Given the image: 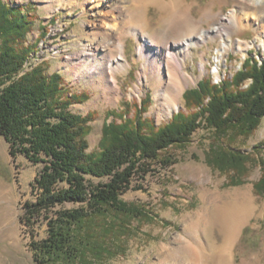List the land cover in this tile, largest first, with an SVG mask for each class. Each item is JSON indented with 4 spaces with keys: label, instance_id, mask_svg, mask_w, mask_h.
Listing matches in <instances>:
<instances>
[{
    "label": "trees",
    "instance_id": "16d2710c",
    "mask_svg": "<svg viewBox=\"0 0 264 264\" xmlns=\"http://www.w3.org/2000/svg\"><path fill=\"white\" fill-rule=\"evenodd\" d=\"M38 20L33 3L0 0V135L14 159L23 155L42 165L32 182L36 199L25 203L21 219L31 227L40 220L47 224L46 236L30 242L38 264H104L125 255L142 223L158 218L147 205L122 198L136 175L155 164L176 163L167 151L188 144L201 126L244 137L258 129L264 118V58L259 63L249 51L231 77L202 78L184 92L185 109L159 125L145 114L148 91L141 106L133 102L129 112L113 113L115 120L104 124L99 149L92 152L88 136L95 111L71 108L88 93L75 91L62 73H51L45 60L34 61L39 45L30 35ZM42 29L40 39L48 31ZM261 147L264 140L253 152ZM250 159V152L230 142L212 145L207 154V162L230 173L233 184L245 180ZM259 163L255 187L264 194V159Z\"/></svg>",
    "mask_w": 264,
    "mask_h": 264
},
{
    "label": "rangeland",
    "instance_id": "374dc122",
    "mask_svg": "<svg viewBox=\"0 0 264 264\" xmlns=\"http://www.w3.org/2000/svg\"><path fill=\"white\" fill-rule=\"evenodd\" d=\"M5 1L13 4H34L39 15V20L30 35L31 40L38 41L39 45L34 61L45 60L51 73H62L75 91L88 93L85 102L73 104L71 108L81 114L95 111L88 136L89 151L92 152L99 149L104 124L115 120L113 113L129 112V104L132 105L133 102H138L141 106L142 98L146 97L148 91L151 94V102L145 114L153 117L159 125L170 120L174 113L185 109L184 92L195 87L202 78L212 76L214 82H219L226 76L231 77L250 56L249 51H254L259 63L264 58V1H110L111 6L108 5V8L122 7L125 15L139 4L145 11L143 24L162 45L168 44L180 34L178 30L172 31L169 6L179 11L180 13H177L179 15L190 9L198 25L204 29H212L210 33L205 34L204 39L196 38V42L191 45V52L184 66L186 82L183 84L181 104L172 113H168L167 109L162 110L163 107H167L165 100L163 98L157 100L155 97L158 77L149 70L145 58L139 56L137 52L139 39L133 34L124 36L125 53L130 63L118 75L119 85L123 91L121 96L112 93V99H106L108 89L104 86V80L99 78L101 82L98 83L93 76L95 74H92V68L80 67L85 59L84 43L92 42L94 46L102 47L101 53L107 52L117 41L118 31L131 20L128 21V18L122 20L121 28L119 27L120 29L106 41L93 30V23H100L102 12L100 7L94 8L96 1ZM44 26L48 31L46 36L40 39ZM217 26L226 30L225 38L229 39L223 56L221 47L224 38L221 32L213 30ZM182 52H186V49L183 48ZM109 53L115 55L117 51L112 48ZM203 62L206 63V68L202 70ZM145 71L147 78L140 80L141 73ZM137 84L140 91L136 90ZM162 92L164 93V90H161ZM234 133L232 130L226 134H219L213 129L201 126L194 132L188 144L174 145L167 151L166 155L176 158V163L168 168L155 164L147 174L134 177L133 189L122 194V198L147 205L157 213L158 218L142 223L141 230L131 239L125 255L112 258L104 264H166L161 254L163 244L172 243L176 234H185L184 229L188 225L189 216L201 211L206 205L203 200L205 192L226 196L237 190L249 193L254 209L253 214L247 216L246 222L241 225L231 248V260L235 264H264V194L259 193L255 187V183L262 175L259 160L264 159V147L259 148L260 152L259 150L253 152L255 146L264 140V118L258 129L249 137L237 136ZM223 142H230L236 149L250 152V168L247 177L240 184L229 182L230 173H225L207 162V154L212 145ZM41 166L32 163L23 155L14 159L9 152L8 142L0 135V264H38L34 260L30 242L34 236L37 239L46 236L47 224L40 220L31 227L21 219V215L25 203L36 199L32 182ZM87 177L95 181L100 180L91 175ZM239 212L236 204H227L224 207V218L232 220ZM206 237L210 245L221 244L222 226L209 225Z\"/></svg>",
    "mask_w": 264,
    "mask_h": 264
},
{
    "label": "bare ground",
    "instance_id": "6f19581e",
    "mask_svg": "<svg viewBox=\"0 0 264 264\" xmlns=\"http://www.w3.org/2000/svg\"><path fill=\"white\" fill-rule=\"evenodd\" d=\"M90 1H96L94 8L100 7L102 10L100 23H93V30L96 35H100L108 41L110 36L121 28V21L126 18H128V21L131 20L126 25L129 24L131 26L126 27L124 25L118 31L116 35L117 41L112 45V48L117 51L115 55L109 53V50L112 49L111 47H109L107 52L101 53L102 47L94 46L92 42L84 43L83 55L85 59L80 67L92 68V74H95L93 76L98 83L101 82L100 79L104 80V86L108 89L106 99H112V93H116L118 97L121 96L123 91L119 85L118 75L130 63L125 53V35L131 33L139 39L137 46L139 56L145 58V62L149 65V70L158 77L156 99L163 98L167 103V107H163L162 110L167 109L168 113H172L181 104L183 84L186 82L184 66L186 58L191 52L190 47L196 42V38L204 39L205 34L210 33L212 29H204L198 25L195 18L191 15L190 9L183 11L179 15L177 14L179 11L173 10L172 6H169L173 28L171 29L173 32L178 30L180 34L168 44L162 45L148 32V29L143 24L142 18L145 11L142 10L139 4L130 13L128 12L129 14L125 15L122 7L108 8L112 0ZM84 8L86 9V6ZM213 30L221 32L224 38L221 47L223 56V52L229 45V39L225 38L226 32L224 31L226 30H223L220 26L215 27ZM183 48L186 49V52H182ZM201 68L202 70L206 68L205 62L201 64ZM146 78L147 71L141 73L140 80ZM135 87L137 91H140L138 84ZM161 90H164V93H161ZM250 199L249 193L244 190H237L226 194V196L215 192L211 193L210 191L205 192L203 200L206 205L201 211L189 216L188 225L184 229L185 234H176L172 243L163 244L161 254L164 256L165 263L235 264L231 260V248L240 232L241 225L246 222L247 216L253 214L254 205L250 202ZM227 204H236L240 211L232 220L224 218V207ZM209 225L222 226L223 241L221 244H209L206 237ZM229 229H231L230 232Z\"/></svg>",
    "mask_w": 264,
    "mask_h": 264
}]
</instances>
